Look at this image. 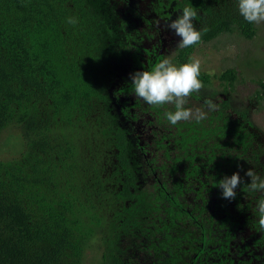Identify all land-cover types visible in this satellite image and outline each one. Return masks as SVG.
Wrapping results in <instances>:
<instances>
[{
    "label": "trees",
    "instance_id": "trees-1",
    "mask_svg": "<svg viewBox=\"0 0 264 264\" xmlns=\"http://www.w3.org/2000/svg\"><path fill=\"white\" fill-rule=\"evenodd\" d=\"M185 6L208 31L177 48L176 64L221 33H258L238 0H0V136H20L19 154L0 157V264H83L95 241L99 264H180L190 237L216 246L218 264H264V191L244 177L251 168L264 178V132L248 107L204 104L213 79L234 87L238 70L201 72L208 89L185 105L208 111L200 123L173 126V105L134 96L130 74L170 46L155 16ZM237 171L244 182L224 199L219 181Z\"/></svg>",
    "mask_w": 264,
    "mask_h": 264
},
{
    "label": "clouds",
    "instance_id": "clouds-1",
    "mask_svg": "<svg viewBox=\"0 0 264 264\" xmlns=\"http://www.w3.org/2000/svg\"><path fill=\"white\" fill-rule=\"evenodd\" d=\"M238 11L249 23H264V0H238ZM197 15L194 7L185 6L177 18L164 22L163 29L173 32L180 38L177 42L178 48L183 49L200 43L202 35L208 31L206 27L201 29L196 27L194 20ZM68 23L75 25L78 19L69 17ZM202 63V60L195 56H190L183 64H176L171 57H166L148 70L136 71L130 74L134 96L153 106L173 105L175 110L165 113L166 119L173 126L181 121L193 119L200 123L207 119L208 111H215L218 108L210 98L204 101L208 111L200 107L194 109L185 107L192 94L199 93L204 88V83L200 79ZM244 177L251 178V182L247 184L249 191H264V178L258 176L251 168L244 173ZM244 177L237 171L220 180L218 186L222 190V197L228 200L235 199L236 189L244 182ZM256 209L259 214V225L264 229V199L258 201Z\"/></svg>",
    "mask_w": 264,
    "mask_h": 264
},
{
    "label": "rangeland",
    "instance_id": "rangeland-1",
    "mask_svg": "<svg viewBox=\"0 0 264 264\" xmlns=\"http://www.w3.org/2000/svg\"><path fill=\"white\" fill-rule=\"evenodd\" d=\"M155 17V24L163 27L165 20ZM256 25L258 33L253 39L241 38L234 32H224L210 41L199 44L191 56L200 58L203 62L202 72L211 75H219L230 67L238 70L234 87L214 78L210 88L214 91V96H204L216 102L229 99L233 110H239L242 106L248 107L250 117L264 132V98L259 99L256 94L262 89L259 79H264V23ZM166 32L171 39L169 48L168 46L166 48V56L172 58L177 52V42L180 38L171 31ZM19 140L20 136L17 131L9 129L4 132L0 136V157L17 156L20 151ZM101 162L109 173L112 164L107 163L106 165L105 161ZM99 257L100 250L95 241L88 249L83 264H99Z\"/></svg>",
    "mask_w": 264,
    "mask_h": 264
},
{
    "label": "flooded vegetation",
    "instance_id": "flooded-vegetation-1",
    "mask_svg": "<svg viewBox=\"0 0 264 264\" xmlns=\"http://www.w3.org/2000/svg\"><path fill=\"white\" fill-rule=\"evenodd\" d=\"M210 246L211 247H207L204 245V242H202V240L199 238L192 239V237H190L186 247H188V249L193 247V252H190L189 257L182 255L184 256L185 262L182 261L180 264H218L217 262L211 261L213 260V258H211V253L216 251V246Z\"/></svg>",
    "mask_w": 264,
    "mask_h": 264
}]
</instances>
